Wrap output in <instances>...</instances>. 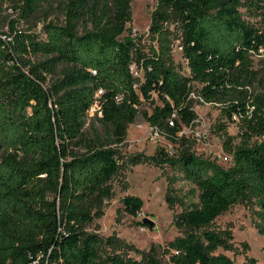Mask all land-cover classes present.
<instances>
[{"label": "trees", "instance_id": "trees-1", "mask_svg": "<svg viewBox=\"0 0 264 264\" xmlns=\"http://www.w3.org/2000/svg\"><path fill=\"white\" fill-rule=\"evenodd\" d=\"M11 1L29 19L47 0ZM131 5L65 0L64 22L41 34L0 28V264H237L226 252L232 233L214 223L240 203L264 235V0H158L146 38L125 35ZM176 47L189 73L174 64ZM194 90L240 126V145L224 141L232 164L189 147L165 158L178 173L169 185L189 184L181 199L167 191L168 205L182 209L165 244L143 250L91 231L115 195L116 146L144 101L157 96L144 113L177 136L196 119ZM121 203L131 216L144 206L133 194Z\"/></svg>", "mask_w": 264, "mask_h": 264}, {"label": "rangeland", "instance_id": "rangeland-1", "mask_svg": "<svg viewBox=\"0 0 264 264\" xmlns=\"http://www.w3.org/2000/svg\"><path fill=\"white\" fill-rule=\"evenodd\" d=\"M157 4L158 0H132V21L128 23L125 35L146 38ZM64 5L65 0H47L36 15L24 19L11 0H0V28L10 32L11 26L15 25L18 31L41 34L47 23L64 22ZM261 56L264 57V52ZM173 58L178 70L189 73L187 60L179 47L175 48ZM194 92L192 97L196 119L190 125L183 123L177 136L153 130L144 112L150 113L153 105L161 102L156 95L154 103L144 101L142 112L129 125L125 142L116 146L121 167L113 180L115 195L107 202L105 215L89 228L91 231L103 237L114 236L126 245L143 250H148L153 243L165 244L178 234L173 217L182 209L180 202L174 208L168 205L167 191L173 188L174 194L181 199L189 190V184L181 179L169 185V179L178 173L165 158L175 157L183 148L189 147L196 155L217 161L225 167L232 164L233 156L225 149L224 141L230 135L234 145H240V126L228 120L218 104L208 103L199 92ZM94 112L95 108L89 113L88 124L94 121ZM219 124L225 125L226 134L218 129ZM134 155L138 156L139 162H134ZM126 194L138 195L144 200V206L137 216L120 211L121 199ZM145 217L155 222L153 228L143 224ZM214 226L232 233V248L226 252L237 264L247 256L255 257L260 264H264V235L255 228L249 204L233 206L216 219ZM130 253L136 256L134 251Z\"/></svg>", "mask_w": 264, "mask_h": 264}, {"label": "water", "instance_id": "water-1", "mask_svg": "<svg viewBox=\"0 0 264 264\" xmlns=\"http://www.w3.org/2000/svg\"><path fill=\"white\" fill-rule=\"evenodd\" d=\"M142 222H143L144 225H147L150 228H153L155 226V222L152 219L148 218V217H145Z\"/></svg>", "mask_w": 264, "mask_h": 264}, {"label": "built area", "instance_id": "built-area-1", "mask_svg": "<svg viewBox=\"0 0 264 264\" xmlns=\"http://www.w3.org/2000/svg\"><path fill=\"white\" fill-rule=\"evenodd\" d=\"M194 93H195V92H192V93H191V95H190L191 98H193L192 96L194 95ZM173 116L175 117L176 115L174 114ZM170 125H171V126H174V125H175L174 120H171V121H170ZM153 128H154V127H153ZM153 130H155L156 132H160L157 128H154Z\"/></svg>", "mask_w": 264, "mask_h": 264}]
</instances>
